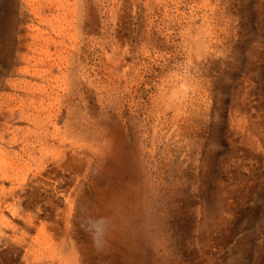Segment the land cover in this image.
<instances>
[{"label": "rangeland", "instance_id": "1", "mask_svg": "<svg viewBox=\"0 0 264 264\" xmlns=\"http://www.w3.org/2000/svg\"><path fill=\"white\" fill-rule=\"evenodd\" d=\"M63 251L264 264V0H0V264Z\"/></svg>", "mask_w": 264, "mask_h": 264}, {"label": "bare ground", "instance_id": "2", "mask_svg": "<svg viewBox=\"0 0 264 264\" xmlns=\"http://www.w3.org/2000/svg\"><path fill=\"white\" fill-rule=\"evenodd\" d=\"M53 1V6H57L58 5V3L59 2H62L63 0H60V1H56V0H52ZM52 1H49L48 0V2L51 4L52 3ZM79 1V0H78ZM78 8V7H77ZM44 18H46V17H44ZM46 20H47V22H48V18H46ZM63 21V20H62ZM63 26V25H62ZM61 30V29H60ZM74 74H75V68L73 67V68H70L69 70L67 69V72H66V76H67V78H69V79H71L73 82H74ZM48 94V93H47ZM166 97V96H165ZM164 97V98H165ZM179 100L180 99H178V102H179ZM164 103H166V104H173V102H171L172 101V99H171V96L169 95V96H167L165 99H164ZM182 101V100H181ZM180 101V102H181ZM179 104H181V103H179ZM178 103L176 104L177 106L179 105ZM177 110H178V108H176ZM65 240V239H64ZM76 252V251H75ZM74 254V253H73ZM62 256V255H61ZM63 264H72V258H71V255L69 254H66V252H64L63 251ZM62 260V259H61ZM77 261V260H76Z\"/></svg>", "mask_w": 264, "mask_h": 264}]
</instances>
